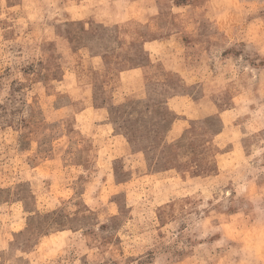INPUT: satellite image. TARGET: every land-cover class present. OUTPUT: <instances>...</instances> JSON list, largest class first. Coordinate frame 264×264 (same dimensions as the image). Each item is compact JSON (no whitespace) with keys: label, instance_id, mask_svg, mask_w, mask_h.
<instances>
[{"label":"rangeland","instance_id":"obj_1","mask_svg":"<svg viewBox=\"0 0 264 264\" xmlns=\"http://www.w3.org/2000/svg\"><path fill=\"white\" fill-rule=\"evenodd\" d=\"M0 264H264V0H0Z\"/></svg>","mask_w":264,"mask_h":264}]
</instances>
